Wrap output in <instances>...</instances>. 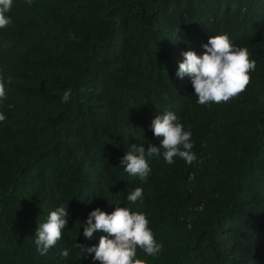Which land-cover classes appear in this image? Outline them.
Here are the masks:
<instances>
[{
    "label": "trees",
    "instance_id": "obj_1",
    "mask_svg": "<svg viewBox=\"0 0 264 264\" xmlns=\"http://www.w3.org/2000/svg\"><path fill=\"white\" fill-rule=\"evenodd\" d=\"M7 15L0 264H98L74 244L97 245L105 233L84 237L88 215L117 205L144 213L162 244L155 256L138 249L147 264H264V0H13ZM217 34L256 67L245 92L200 105L176 72ZM167 111L196 159L146 153V179L129 176L121 158L133 143L159 146L151 121ZM136 187L142 205L127 201ZM61 205L68 223L41 255L36 229Z\"/></svg>",
    "mask_w": 264,
    "mask_h": 264
},
{
    "label": "clouds",
    "instance_id": "obj_2",
    "mask_svg": "<svg viewBox=\"0 0 264 264\" xmlns=\"http://www.w3.org/2000/svg\"><path fill=\"white\" fill-rule=\"evenodd\" d=\"M31 4V0H27ZM13 0H0V29L8 27L12 21L7 15L12 8ZM204 52L197 55L189 50L182 53L184 59L178 65V78L190 77L197 103H228L247 90L251 82L250 73L255 70L256 63L251 59L246 47L234 46L227 34L209 36L202 45ZM10 82V80H9ZM72 96L70 89L65 90L62 102L67 103ZM6 99V86L0 77V100ZM6 116L0 113V122ZM154 137L160 141L159 146L149 145L147 151L138 144H131L120 160V165L129 176L146 179L151 169L146 159L159 158L171 165L174 157L182 158L187 164L196 159L192 152L191 131H186L177 116L171 112L156 115L151 121ZM163 149V152H161ZM127 201L135 205L143 203V189L136 187L127 195ZM67 207L61 205L51 211L46 222L40 224L35 232L36 250L44 255L61 239L63 230L68 223ZM83 227V235L91 239L96 232L105 233L99 237L98 244L85 248L74 244L81 252L94 253L92 259L98 264H147V261L137 257L138 249L149 256L157 255L162 244L157 243L149 221L142 212L131 211L128 207L118 206L110 214L96 208L92 210ZM69 251L64 249L62 257H68Z\"/></svg>",
    "mask_w": 264,
    "mask_h": 264
}]
</instances>
